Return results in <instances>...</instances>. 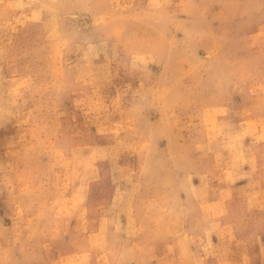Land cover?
<instances>
[{
    "label": "rangeland",
    "instance_id": "obj_1",
    "mask_svg": "<svg viewBox=\"0 0 264 264\" xmlns=\"http://www.w3.org/2000/svg\"><path fill=\"white\" fill-rule=\"evenodd\" d=\"M81 263L264 264V0H0V264Z\"/></svg>",
    "mask_w": 264,
    "mask_h": 264
},
{
    "label": "bare ground",
    "instance_id": "obj_2",
    "mask_svg": "<svg viewBox=\"0 0 264 264\" xmlns=\"http://www.w3.org/2000/svg\"><path fill=\"white\" fill-rule=\"evenodd\" d=\"M41 4H43V3H41ZM46 6V5H45ZM38 10V9H37ZM38 11H40V9L38 10ZM35 12V11H34ZM35 13H37V12H35ZM40 13H41V11H40ZM44 14V13H43ZM39 15V14H38ZM36 17L35 18H37V15H35ZM45 16V15H44ZM46 17V16H45ZM84 218V217H83ZM100 230V229H99ZM97 232V231H96ZM104 234V233H103ZM115 252H117V251H115ZM116 254V253H115ZM72 255V254H71ZM82 264V263H81Z\"/></svg>",
    "mask_w": 264,
    "mask_h": 264
}]
</instances>
